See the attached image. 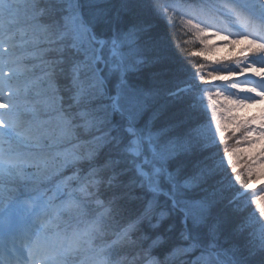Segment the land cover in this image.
<instances>
[{
	"label": "snow or ice",
	"instance_id": "obj_1",
	"mask_svg": "<svg viewBox=\"0 0 264 264\" xmlns=\"http://www.w3.org/2000/svg\"><path fill=\"white\" fill-rule=\"evenodd\" d=\"M168 7L207 17L188 21L199 74L171 66L156 31L167 22L160 0H0V233L12 238L0 264H264V196L250 184L264 170V110L235 111L264 104V0ZM223 44L242 47L234 57L205 55ZM222 63L235 70H204ZM80 129L105 157L99 180L95 169L67 176L75 161L45 153L48 141ZM89 201L102 211L84 228L48 236L65 214L86 215ZM161 233L163 259L153 255ZM106 235L132 259L92 246Z\"/></svg>",
	"mask_w": 264,
	"mask_h": 264
},
{
	"label": "trees",
	"instance_id": "obj_2",
	"mask_svg": "<svg viewBox=\"0 0 264 264\" xmlns=\"http://www.w3.org/2000/svg\"><path fill=\"white\" fill-rule=\"evenodd\" d=\"M169 3H171V0H160L161 8L167 9V11L165 12L167 22H165V20L163 19L156 21L157 24L156 31L159 33L161 46L164 49L165 53L169 56L171 61V66L178 67L180 69L181 76L190 74L194 70L197 72V74H199L198 65L204 63V61L192 58L188 55L189 49H194L196 47L192 45L193 41L191 42L192 43L191 45L185 43V41L188 40L186 39L185 27L182 25V23H184V19L186 18V16H183V13L181 11L182 9H184L186 15L197 16L200 21L207 19V17L202 13H189L183 7L179 9L169 8L168 7ZM217 23H219L220 27H225V28L229 27L228 21H226L224 17H217ZM213 68H216V70L218 71V68L215 65L214 66L206 65L204 70L208 71ZM209 79L211 80V78ZM204 91L207 92L209 91V89H204ZM197 95L199 96V93H197ZM161 103H163V100H161ZM206 104L207 101L206 98H204L203 103H201L199 106L203 107ZM89 131L90 130L80 129L78 132H75L73 134L72 138L65 140V142L66 143L70 142L69 145L73 146V148H75L76 150V157L72 159L75 161L74 171H78L77 174L75 175L88 176L93 171V169H95L98 172V175L94 177V179L99 180L101 179V176L105 174L104 172L105 157L100 151L97 150L95 137L93 135H90ZM205 134L211 137L212 134L211 129L205 128ZM60 147L62 148L63 144ZM45 153L47 154L48 152ZM57 157H58L57 155L54 156L52 154L50 158L53 160ZM65 171L68 173L74 172V171H67L66 169ZM93 191L99 193L98 198L101 201L106 199V185H100L97 188L93 189ZM247 202H248V197H244L243 200L241 201V205L243 206L244 204H247ZM88 203L90 204V207L88 208L90 210L88 211H90L89 213H91V215L92 214L96 215L98 214L99 211H102V209L97 208L95 201H89ZM255 219L257 220L256 217H251L252 224H254L253 221H255ZM253 227L256 228L254 225ZM110 233H111V229L109 230V235ZM161 235H162L161 244L159 246H156L153 252V255L159 259H163V257H161L162 247L166 245L169 241V237L167 233H161ZM111 238H114L112 240L113 242L115 240V236H111ZM110 239L106 235L103 239L95 240V245L102 246L108 244L110 243ZM110 246L116 248V246L113 245V243ZM116 251L119 252L120 254L119 255L114 254V256H117L119 260L132 259V257L126 256L118 248H116ZM168 264H175V261L170 260Z\"/></svg>",
	"mask_w": 264,
	"mask_h": 264
},
{
	"label": "rangeland",
	"instance_id": "obj_3",
	"mask_svg": "<svg viewBox=\"0 0 264 264\" xmlns=\"http://www.w3.org/2000/svg\"><path fill=\"white\" fill-rule=\"evenodd\" d=\"M21 2L23 3L24 0H21ZM214 3H223L224 0H213ZM245 2H251V0H241V3H245ZM258 2V0H257ZM183 13V16H186V18L184 19V23H182V25L185 27V32H186V39L188 41H193V44L192 43H188L189 45H193L195 46L196 48L199 47V44L197 41L194 40V35H195V32H196V29L192 26H190L188 24V21L189 20H192L193 21V24H199L200 23V20L198 19V17L196 16V19H193V16L191 15H186L185 14V11L184 9H182L181 11ZM185 14V15H184ZM40 23H44V21H40ZM202 27H205V25H201ZM211 30H216V29H211ZM232 31V30H231ZM10 34H14V33H10ZM227 33H225L226 35ZM222 39V37L220 36H217V37H212L210 40H209V43H213L217 40H220ZM5 48H7V45L4 46ZM240 47H242V45H237L235 49H230L229 46L227 44H223V45H220L219 47H217L216 49H214L213 51L209 52V53H206L205 55L211 57L212 59H219V58H222V57H234L238 54L239 52V49ZM214 66V65H213ZM218 68V71L220 69H232V70H235V66L234 65H230V64H227V63H222L221 65L219 66H216ZM8 69L6 68L5 69V72H7ZM227 75V74H225ZM211 79H219L218 77L216 78H211ZM217 87H220L221 90H223V87L222 85H217ZM216 89L213 88V89H209V91H215ZM206 98V97H205ZM264 110V104H261V103H257V104H254V105H251V106H248V107H245L243 109H236V113L239 117L243 118V117H246V116H249V115H259L260 112ZM0 111H2V109H0ZM49 117L45 116V117H42V119H48ZM229 127H231V125H229ZM63 144V147L61 148L60 146H62ZM67 144V145H66ZM69 143H66L65 140H61L59 143L57 144H52V141H48L47 142V145L49 146H46L45 148V152H48L47 153V157L48 159L55 163V164H60L63 162L65 156H67L69 159H74L76 157V150L75 148H73V146H70ZM69 145V146H68ZM5 147H7V145H5ZM259 147V145L257 146ZM57 149V150H56ZM54 155V156H58L57 158L55 159H51V155ZM63 171H65V169H62ZM65 174H66V171H65ZM67 176H71L70 174H66ZM259 181H264V170H262L259 166L257 167V175L256 177L252 180L253 183H257ZM76 185L78 186V184L76 182H74L73 185H70L69 187H67L65 189V191H71V189L75 188ZM261 185H264V184H261ZM260 185V186H261ZM256 186V185H255ZM253 186L252 188L254 189V194L259 197V196H264V188H261L260 186L258 187H255ZM255 187V188H254ZM255 189H258V190H255ZM262 203H264V201H261ZM57 203H59V200L57 201ZM90 209H87L86 212L87 214L86 215H83V216H79V217H76V216H73V217H69L67 214H65L62 219L63 221H66V220H69V222H72L71 225L72 227L69 228V230L67 231V233H70L74 228H84L86 226V224L88 223V221L94 216L92 214V217L89 215V212L88 211ZM68 222V221H66ZM254 222V226L258 229L259 228V222H258V219ZM67 225H64L63 223L59 225V229L61 230H65L67 227ZM58 228V227H57ZM65 232V231H63ZM94 242V241H93ZM114 259L116 260H119V258L117 256H114L113 257ZM79 264V263H78Z\"/></svg>",
	"mask_w": 264,
	"mask_h": 264
},
{
	"label": "water",
	"instance_id": "obj_4",
	"mask_svg": "<svg viewBox=\"0 0 264 264\" xmlns=\"http://www.w3.org/2000/svg\"><path fill=\"white\" fill-rule=\"evenodd\" d=\"M262 182V181H261ZM261 182H259V183H256V184H260ZM251 186H253V184H251Z\"/></svg>",
	"mask_w": 264,
	"mask_h": 264
},
{
	"label": "bare ground",
	"instance_id": "obj_5",
	"mask_svg": "<svg viewBox=\"0 0 264 264\" xmlns=\"http://www.w3.org/2000/svg\"><path fill=\"white\" fill-rule=\"evenodd\" d=\"M1 234V233H0Z\"/></svg>",
	"mask_w": 264,
	"mask_h": 264
}]
</instances>
